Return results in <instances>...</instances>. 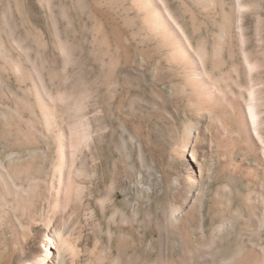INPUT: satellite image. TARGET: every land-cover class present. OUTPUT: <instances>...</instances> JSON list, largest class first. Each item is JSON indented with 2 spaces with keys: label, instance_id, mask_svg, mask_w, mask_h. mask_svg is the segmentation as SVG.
<instances>
[{
  "label": "bare ground",
  "instance_id": "bare-ground-1",
  "mask_svg": "<svg viewBox=\"0 0 264 264\" xmlns=\"http://www.w3.org/2000/svg\"><path fill=\"white\" fill-rule=\"evenodd\" d=\"M120 4L127 15H132L136 34L156 52L154 55L158 66L155 83H168L173 84L175 88L179 87L183 99L181 104L177 103V109L184 111L189 119L192 116H201L203 119V126L199 128L189 119L184 120L179 130L181 139L174 146L175 155L190 163L189 169L193 166L198 169L196 172L188 171L184 183L180 178H174L171 182L177 188L174 199L156 213L144 211L142 217L137 201L132 204V210H115L108 215L106 202L115 194L114 189H107V193H100L98 186L91 189L89 194L101 203L102 210H86L87 217L91 218L92 222L95 221V225L92 228V236L90 235L91 240L88 238L89 246L86 244L89 248H85L87 232L84 225L85 210H82L84 197L80 190L81 185L74 181L75 191L73 186L68 185L67 180L65 184L62 179V172L67 168L64 163L72 160L71 157L78 152H74L65 144L67 133H55L60 141L57 149L60 161L58 168L54 170L59 171L60 180L57 187H53L54 199H47L48 205L44 210H37V200L34 195L30 200L29 189L18 187L15 183L32 172L33 162L30 157L25 156L27 152L7 153L3 148L0 154H6L0 160V197L3 199L11 195L21 210L0 212V218L4 214L9 220L6 226L12 234V245L5 247L7 254L1 256L0 252V264H153L147 262L151 258H154V264H175V258L203 256L201 249L204 244L201 241L205 239L218 244L220 252L224 251L219 264H264V95L261 93L264 88V0H120ZM47 5L46 19L49 21H46L45 44H49L53 27L49 16V2ZM95 10L98 13L94 12V15H100L99 8ZM96 19L95 27L102 35V43L114 40L121 49L119 60L124 63L128 55L122 47L119 28L104 18ZM60 32H56V45L61 58L55 62L64 74L68 64L72 62L68 56L78 52L80 46L74 42L71 44L68 37L63 38ZM27 50L26 47L23 48L18 60L11 58L8 53L6 59L21 82L19 90L22 93L17 98L16 112L19 128L27 127L26 115L30 111L28 93L22 86L31 79L33 72ZM115 60L117 61L116 58ZM121 72L118 67L112 75L122 76ZM61 77L63 89L59 100L65 103L72 100L79 104L84 98L83 92L66 91V77ZM1 89L3 96L9 99L11 90ZM36 92L40 111L45 115L49 129L53 130L54 122L50 117L48 95L41 90ZM94 99L91 108L92 125L95 127L102 121L110 123L107 100L99 98L98 95ZM101 113L103 114L100 115ZM78 114L76 111V115ZM4 116V123L10 126V114L6 112ZM25 133L23 134L26 135ZM94 133L88 130L80 134L73 128L69 130L68 136L77 143L79 139L85 140L91 135L92 143H95L94 148L97 149L101 136ZM194 141L206 144L207 151H210V155L217 161L219 174L233 177L240 172L241 175L250 177L238 210H230L232 197L235 192L242 193L231 181L232 183L226 184L227 210H208V213L203 214L200 181L208 159L199 157L192 149ZM87 149L91 156L96 155L92 144H89ZM79 152L83 160L75 166L77 173L81 172L85 165V153L82 150ZM102 152V149H99L97 155L102 156ZM246 159H251L255 167L245 173L242 171L244 169L239 168V163ZM55 176L59 178L57 174ZM99 181L101 182L98 185L105 187V181ZM62 190L63 197L62 193L60 195ZM65 192L69 195H65ZM189 195L193 197L190 201ZM226 214L230 217L226 218ZM216 220L220 221L218 225ZM251 226L254 227L253 232L247 229ZM31 227H38L44 238L36 240L35 230ZM148 230L151 236L145 243ZM182 230L198 241L193 244V249H182L178 245L176 233ZM239 243L244 246L243 249H237L236 245ZM84 253L88 255L87 259ZM190 262L188 264H193Z\"/></svg>",
  "mask_w": 264,
  "mask_h": 264
},
{
  "label": "rangeland",
  "instance_id": "rangeland-1",
  "mask_svg": "<svg viewBox=\"0 0 264 264\" xmlns=\"http://www.w3.org/2000/svg\"><path fill=\"white\" fill-rule=\"evenodd\" d=\"M48 2L51 9L49 16L53 27L50 31V40L48 37L49 44H45L46 21H49L46 19L48 18ZM95 8H99L101 16L94 15V12L98 13ZM96 17L104 18L115 25L117 29L119 28L121 44L128 55L125 64L119 60L121 49L115 44L114 40L110 43H102V35L95 27ZM134 28L132 15H127L120 4V0H102V2L101 0H0V150L4 148L7 153L12 151L15 154H24L23 151L27 152L25 156L30 157L31 162H33L32 172L22 177L23 179H18L15 183L18 187L29 189L30 200L34 196L37 200V210H44L48 205L47 201L54 199V188L57 187L60 180L59 171L54 170V168H58L60 161L57 154L60 141L55 133L58 131L67 133L65 144L74 152H78L71 157L72 160L69 159L68 162L64 163L67 168L62 172V179H64L65 184L68 181L69 186H73L74 181L81 185L80 190L83 192L84 197L82 210H85L86 221L84 225L87 232L85 248H89L90 241H88V238L91 240L90 235L92 236V228L95 225V221L92 222L91 218L87 217V212L92 208V210H102L101 203L97 199L94 200V197L89 194L91 189L98 186L101 189L99 190L100 193L105 191L107 193L109 189H114L115 194H112L106 202V210H109L108 215L115 210H132V204L137 201L140 217H142L144 211L148 210L156 213L157 210H162L163 206H167L174 199V194L177 193V188L171 184L174 178H180L179 180L184 183L188 171L196 172L198 169L196 166L189 169L190 163L179 159L174 153V146L181 139L179 130H181L182 123L184 120L189 119L186 113L182 110L180 112L176 106L177 103L181 104L183 99V96L179 93V87L175 88L173 84L168 83H155L158 66L157 58L154 55L156 52L149 43H144L142 38L136 34ZM59 30L63 38L68 37L71 44L74 42L80 46L78 52L73 56L72 54L68 56L72 62L68 64L69 66H67L64 74L55 62L61 58L60 50L56 45V32ZM25 47L28 49L27 55L31 58L30 66H32L33 71L32 76H30L31 79L29 78L22 85L26 88L30 101V111L26 115L27 127L29 128H19L16 112L17 98L22 93L20 91L21 82L6 62V59L9 54L11 58L18 60L21 51ZM115 58L119 61L117 62ZM118 67L122 70V76L112 75V72ZM61 76H65L67 79V81L65 79L66 91L83 92L84 98L78 102L79 104L72 100L68 103L59 100V95L63 89H61L63 83ZM1 88L11 90L9 99L3 96ZM38 90L48 95L50 117L54 122L55 127L53 126V130L55 132L49 129L46 117L40 111L41 108L37 102L38 93L36 92ZM176 93L179 94L176 95ZM261 93L264 95V88ZM97 95L99 98L102 97L107 100L109 105L108 114L111 121L110 123L102 121L101 124L94 127L91 123L93 119L91 108ZM75 110L79 112L78 115H76ZM177 110L178 112H176ZM6 112L10 114V126L4 123ZM3 113L4 115H2ZM189 120L193 124L195 123L197 128L203 126L201 116H192ZM73 128L80 134L88 130H92L96 134L99 133L101 140L98 150L94 148L95 143H92L91 135L85 140L79 139L77 143L72 140L73 138L70 140L68 132ZM88 143L92 144L96 155L91 156L88 153ZM205 146V143L199 141L192 143V149L198 156L208 159L204 167V176L200 181L201 210H203V214L208 213L210 210H227L226 184L232 182L242 194L237 192L233 194V204L231 203L230 210H238L250 177L241 175L239 171L238 175L233 177L228 174H219L217 161L214 156L210 155V151H207L208 148ZM99 149L103 151L102 156L97 155ZM79 150L85 153L84 166L86 168L83 166L84 171L77 173L75 166L83 160ZM4 154L6 153L0 154V160H2ZM37 167H41V171ZM251 167H255L251 159L239 163V168L244 169L242 171L245 173L250 171ZM55 174L59 178H56ZM102 179L105 181V187L98 185L101 182L99 180ZM113 186L116 187L113 188ZM73 187L76 191V187ZM62 192L63 190L60 195ZM192 198V195L188 196L189 201ZM16 203L17 201L15 202L14 197L11 195L3 199L0 197V212L3 213L2 210H21L16 206ZM225 217L229 218L230 215L226 214ZM7 222L9 220L2 214L0 218L1 256L7 254L6 245H12V234L6 226ZM219 223L220 221L216 220V224ZM31 229L35 230L34 238L36 240L44 238L38 227H31ZM247 229L251 232L254 231L253 226ZM146 233L145 243L149 241L151 236L149 230ZM176 240L182 249H193V244L198 242L185 230L176 233ZM201 242L204 244L201 249L203 256L200 258L195 255L180 259L175 258L174 263L188 264L191 261L190 263L193 264L197 262L219 264L224 251L220 252L219 245L207 239ZM236 246L237 249H243L244 247L241 243ZM84 254L87 259L88 255ZM153 259L151 258L147 262L154 264Z\"/></svg>",
  "mask_w": 264,
  "mask_h": 264
}]
</instances>
